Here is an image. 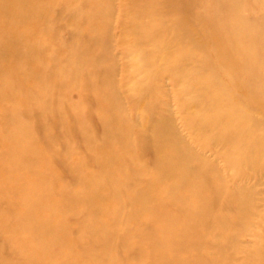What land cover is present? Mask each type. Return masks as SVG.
Wrapping results in <instances>:
<instances>
[{
    "label": "bare ground",
    "instance_id": "obj_1",
    "mask_svg": "<svg viewBox=\"0 0 264 264\" xmlns=\"http://www.w3.org/2000/svg\"><path fill=\"white\" fill-rule=\"evenodd\" d=\"M116 1L0 0V264H264V246L241 240L264 192H229L219 166L165 115L162 90L165 76L182 85L200 144L258 178L264 121L241 110L231 89L264 100V20L248 13V4L263 12L264 0L127 1L132 47L170 50L159 68V52L147 49L132 64L144 129L113 81ZM90 95L96 103L76 123L70 102ZM58 155L69 159V182Z\"/></svg>",
    "mask_w": 264,
    "mask_h": 264
},
{
    "label": "rangeland",
    "instance_id": "obj_2",
    "mask_svg": "<svg viewBox=\"0 0 264 264\" xmlns=\"http://www.w3.org/2000/svg\"><path fill=\"white\" fill-rule=\"evenodd\" d=\"M128 0H117L116 4L119 5V10L113 19V35L111 39V45L113 46V49L111 50V58L114 60V68L115 73L113 77V81L115 82L116 86L118 87V91L120 92L121 96L123 97L124 101V112L127 113V115L130 117L132 122H135L139 125L140 129L147 128L149 125V121H146L145 117V111H143V108L140 104L135 105L133 103V96L138 93L136 86L137 83L141 80L142 74L140 72H137L134 70V67L132 66L135 58L140 53L141 49H147V51H157L159 52V57H157L156 60V68H159L164 61L165 56L170 53V50L164 49V50H158L155 45L153 44H144L142 48H133L132 46L137 41V36L133 35L128 29L126 28V22L124 21L125 14L130 11L129 7L127 6ZM249 2H252L249 0ZM248 13L249 16L253 19H263L264 20V11H260L259 9L254 7L253 4H248ZM132 10V8H130ZM195 24H199L198 20H194ZM207 25L210 23L209 21L205 22ZM193 25V27L195 26ZM62 26V27H61ZM60 30H61V36L64 39H70L71 37V29L66 26L65 21H62L60 24ZM210 28H207V31L205 33H202L199 40H203L206 37V34L208 35L210 33ZM162 90L165 97V102L167 103V112L163 114L169 115L172 117L175 126L180 131V133L186 137L187 141L191 144V146L200 154H202L207 159L214 161L221 170V173L223 177L226 180V186L229 192L236 193V191L244 187L245 185L253 184L256 185L255 187L260 190L261 192H264V169L261 171V174L258 176V178H248L247 174L248 169L246 166H242L240 170H235L228 161V157L223 150H221L218 147H204L201 145L200 141L196 138L197 135L193 134L191 129H189L187 123H186V116H191L192 113H194L193 108L189 107L188 105L181 106L180 101L187 102L190 100V95L187 93H184V88L180 84H176L173 82V80L165 76L162 81ZM233 93L237 94L239 96V108L242 107L247 108L248 116H253V121L255 122H263L264 120V100L261 101L260 99L257 101H254L255 103H252V98H248L245 100V98L238 94L237 90L235 88L231 89ZM71 99L74 101H78L79 99V93L77 91L71 93L70 95ZM179 99H181L179 101ZM147 100L145 102L147 103ZM261 101V102H259ZM87 103V104H85ZM84 105L80 106H73V102H70L71 106V114L73 121L76 123L79 122L82 118H85V106H93L96 103L95 96L90 95L87 96L86 101ZM2 104V103H1ZM3 105V104H2ZM244 112V111H243ZM91 125L93 126V130L99 135H102L103 127L100 123V120L96 115H93L90 118ZM75 144L77 146L82 145V142L80 140H76ZM58 159L64 163H60L57 165L58 172L61 173L63 177L64 182H69L70 180V173L68 168L71 166L69 163V159L66 160L65 157L59 156ZM264 160V159H263ZM65 166H64V165ZM63 165V166H62ZM81 173H84V170H80ZM260 181V182H259ZM78 218V217H77ZM242 243L246 246L254 248H261L264 246V198H260L258 202V208L256 210V213L253 217H251V230L248 233V235H244V237L241 239ZM54 252H59L60 247L59 245H55L53 247ZM240 255H243L240 254ZM232 261V260H231ZM232 264H242L239 262L234 261Z\"/></svg>",
    "mask_w": 264,
    "mask_h": 264
}]
</instances>
